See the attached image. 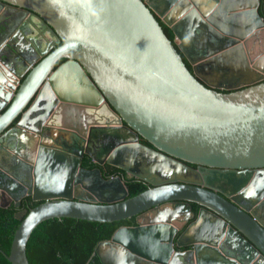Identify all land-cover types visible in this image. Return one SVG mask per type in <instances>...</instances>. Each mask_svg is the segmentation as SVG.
Returning a JSON list of instances; mask_svg holds the SVG:
<instances>
[{
    "label": "water",
    "instance_id": "obj_1",
    "mask_svg": "<svg viewBox=\"0 0 264 264\" xmlns=\"http://www.w3.org/2000/svg\"><path fill=\"white\" fill-rule=\"evenodd\" d=\"M0 6V44L17 13L51 37L33 31L37 63L17 42L0 57V207L40 203L15 215L11 264L63 218L135 219L98 244L101 264H264V0ZM125 175L151 187L129 198Z\"/></svg>",
    "mask_w": 264,
    "mask_h": 264
},
{
    "label": "trees",
    "instance_id": "obj_2",
    "mask_svg": "<svg viewBox=\"0 0 264 264\" xmlns=\"http://www.w3.org/2000/svg\"><path fill=\"white\" fill-rule=\"evenodd\" d=\"M162 27L167 36L174 41L171 30L164 24ZM187 65L191 69L188 63ZM84 166L89 169L98 167L90 163L88 158ZM125 182L129 190V198L150 187L143 181H135V178H126ZM28 202H31L30 198L25 200V203ZM39 204L32 202L28 210ZM20 209L13 205L7 208L0 207V264H11L6 255L10 254L14 235L21 223L15 218ZM125 226H135V219L114 223L88 222L70 218L46 221L33 231L28 242L29 262L30 264H101L98 257L94 256L96 247L103 241L111 240L116 231Z\"/></svg>",
    "mask_w": 264,
    "mask_h": 264
},
{
    "label": "flooded vegetation",
    "instance_id": "obj_3",
    "mask_svg": "<svg viewBox=\"0 0 264 264\" xmlns=\"http://www.w3.org/2000/svg\"><path fill=\"white\" fill-rule=\"evenodd\" d=\"M9 13H10V11L7 8H5L4 6H0V23L7 22V21L11 20ZM17 14H18L17 15L18 16V19L15 20L14 22H12L13 23L12 24V27L14 28V30H13L14 33H12L11 35H10V32L3 34L2 42L0 44V57H1V59L4 60L5 59V56L10 53V51H9L10 50L9 49V45H12L15 42H17V43H20V44L24 45L25 51H27V53L31 54L32 57H33L32 58V60H33L32 62L37 63V62H39L42 59L40 53L37 51V48H40V51L43 52L45 50V45L44 44H43V46L41 45V39H40V37L37 36V34H34L33 31H37L40 35H44L45 36V39L46 38L48 39V37L50 35L46 31L42 32V29L39 28V27H36L38 30L37 29L34 30L32 28L35 25L40 26V22L35 17L29 16L27 14H22V13H17ZM25 16H27L26 17V20H27L26 27L27 28H25L26 34H23V38H21L22 36L19 35V34H16V31H20L19 28H18V25H19L18 24V21L22 20V18L25 17ZM15 29H17V30H15ZM49 39H51V37H49ZM52 40H53V38H52ZM35 41H36V43H35ZM31 55H29V56H31ZM63 62H65V60H61L58 63L57 66H59ZM22 68H24V66ZM23 72H24V75H25L26 74V68L23 69ZM139 141L141 143H143L144 145H146V146L152 147L147 141H145L142 138H140ZM87 158L88 157L85 156L82 159V167L83 168H86L84 166V164H85ZM90 163H92L91 160H90ZM92 164H95V163H92ZM95 165H97V164H95ZM97 166L98 167L92 168V169H98L99 168L105 178L116 177V176H119V175H122L123 174L120 169L115 168V167H112V166H109L107 164L102 165V166H99V165H97ZM189 166L192 167V168H194V169H196V170L198 169V167L195 166V165H189ZM86 169H89V168H86ZM126 178L127 179H130V177H127L126 176L125 177V180H126ZM135 181H142V180H140V179H138V178L135 177ZM144 183L150 186V184H148L146 182H144ZM225 191L228 192L227 190H225ZM25 200H23L22 205L19 207V208H21L19 212L24 211V210H26V209H28V208L31 207L32 201L31 202H28V203H25ZM33 203H35V202H33ZM200 209H201L200 206H198L196 204H192V210L195 212V214L198 215ZM135 226H136V223H135Z\"/></svg>",
    "mask_w": 264,
    "mask_h": 264
},
{
    "label": "bare ground",
    "instance_id": "obj_4",
    "mask_svg": "<svg viewBox=\"0 0 264 264\" xmlns=\"http://www.w3.org/2000/svg\"><path fill=\"white\" fill-rule=\"evenodd\" d=\"M20 226V225H19ZM68 226V225H67ZM96 259V258H95ZM97 260V259H96Z\"/></svg>",
    "mask_w": 264,
    "mask_h": 264
}]
</instances>
